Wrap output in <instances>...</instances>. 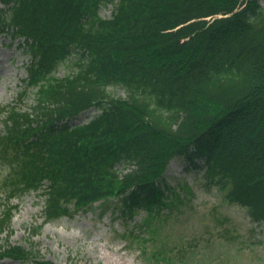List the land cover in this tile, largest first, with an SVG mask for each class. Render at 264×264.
Here are the masks:
<instances>
[{"label":"trees","instance_id":"1","mask_svg":"<svg viewBox=\"0 0 264 264\" xmlns=\"http://www.w3.org/2000/svg\"><path fill=\"white\" fill-rule=\"evenodd\" d=\"M0 2V34L21 41L30 61L22 94L33 97L25 111L0 108V186L8 200L41 191L46 223L96 202L103 213L115 199L120 215L143 212L137 231L123 239L138 244L141 255L149 250L152 261H183L185 250L157 243L155 232L192 196L186 184L175 191L165 182L169 163L182 157L203 169L228 204L264 224V6L255 0ZM109 4L104 19L99 10ZM71 57L73 72L56 76ZM114 87L125 97L111 94ZM91 109L87 122L73 124ZM118 165L131 168L120 173ZM12 210L0 217L2 233ZM0 251L32 258L20 246Z\"/></svg>","mask_w":264,"mask_h":264},{"label":"rangeland","instance_id":"2","mask_svg":"<svg viewBox=\"0 0 264 264\" xmlns=\"http://www.w3.org/2000/svg\"><path fill=\"white\" fill-rule=\"evenodd\" d=\"M255 1L264 6V0ZM111 12L112 5H104L99 16L108 19ZM21 44V41H12L7 34H0V108L14 106L25 111L32 105L31 94H22L30 61ZM74 68V57H71L55 74L63 77ZM109 91L114 96L125 97L120 87ZM87 114L89 112L73 123L81 122ZM3 119L0 114V132ZM116 168L125 173L131 166ZM4 169L0 164L1 177ZM165 182L175 191L186 184L192 192V196L186 195L187 205L181 206L172 217L167 216L165 224L161 222L160 228L155 230L157 243H165L174 251L176 248L185 250L183 261H152L147 257L149 250L141 255L138 244L132 245L128 238L123 239V233L137 231L143 212L139 211L132 218L120 215L113 209L115 199L106 202L103 213V203L96 202L73 217L44 223L45 197L41 192L8 200L0 186V217L6 209L15 208L11 222L0 232V249L4 245L20 246L32 253L31 259L22 261L2 258L0 251V264H38L37 261L52 264H264V224L253 222L245 208L228 204L224 192L204 177L203 169L193 167L186 158H175L167 167ZM148 245L156 248L151 243Z\"/></svg>","mask_w":264,"mask_h":264}]
</instances>
